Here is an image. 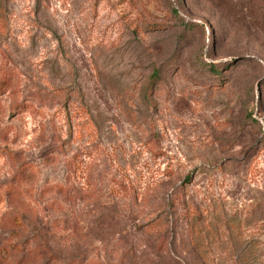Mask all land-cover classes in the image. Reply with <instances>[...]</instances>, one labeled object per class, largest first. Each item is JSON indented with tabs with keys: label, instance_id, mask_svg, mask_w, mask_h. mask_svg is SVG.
I'll list each match as a JSON object with an SVG mask.
<instances>
[{
	"label": "rangeland",
	"instance_id": "374dc122",
	"mask_svg": "<svg viewBox=\"0 0 264 264\" xmlns=\"http://www.w3.org/2000/svg\"><path fill=\"white\" fill-rule=\"evenodd\" d=\"M0 264H264V0H0Z\"/></svg>",
	"mask_w": 264,
	"mask_h": 264
},
{
	"label": "trees",
	"instance_id": "16d2710c",
	"mask_svg": "<svg viewBox=\"0 0 264 264\" xmlns=\"http://www.w3.org/2000/svg\"><path fill=\"white\" fill-rule=\"evenodd\" d=\"M210 69L213 71V73L218 72V68H215L212 64L210 65Z\"/></svg>",
	"mask_w": 264,
	"mask_h": 264
}]
</instances>
